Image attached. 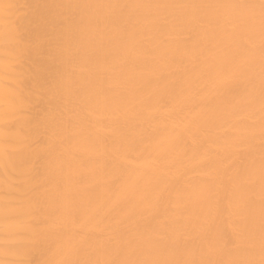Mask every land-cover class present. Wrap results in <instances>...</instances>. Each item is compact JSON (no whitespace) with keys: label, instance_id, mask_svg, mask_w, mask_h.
I'll return each instance as SVG.
<instances>
[{"label":"bare ground","instance_id":"1","mask_svg":"<svg viewBox=\"0 0 264 264\" xmlns=\"http://www.w3.org/2000/svg\"><path fill=\"white\" fill-rule=\"evenodd\" d=\"M0 264H264V0H0Z\"/></svg>","mask_w":264,"mask_h":264}]
</instances>
